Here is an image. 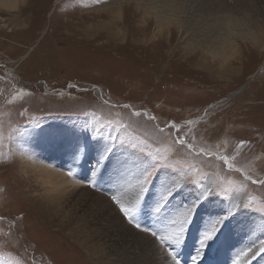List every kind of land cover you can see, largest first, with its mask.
Here are the masks:
<instances>
[{"label":"rangeland","instance_id":"374dc122","mask_svg":"<svg viewBox=\"0 0 264 264\" xmlns=\"http://www.w3.org/2000/svg\"><path fill=\"white\" fill-rule=\"evenodd\" d=\"M172 3L20 0L17 10L0 8V264L107 263L93 227L83 232L77 225L84 223L73 222L82 234L73 235L77 245L33 207V183L16 186L24 167L18 135L29 127H62L92 150L103 145L98 181L107 186L81 184L110 202L115 185L155 169L135 221L118 213L142 233L157 225V231L176 230L162 244L166 251L192 248L191 218L199 232L198 220L207 216L204 226L215 227L223 241L229 236L233 244L231 237L241 235L236 248L248 246L242 243L250 233L264 259V56L242 44L244 60L234 77L210 60V51L225 54L226 24L251 25L252 10L190 14L187 3ZM117 157L128 165L114 182ZM164 185L168 194L178 193L172 203ZM185 213L189 219L178 225Z\"/></svg>","mask_w":264,"mask_h":264},{"label":"bare ground","instance_id":"6f19581e","mask_svg":"<svg viewBox=\"0 0 264 264\" xmlns=\"http://www.w3.org/2000/svg\"><path fill=\"white\" fill-rule=\"evenodd\" d=\"M19 1L20 0H0V8L17 10ZM172 2L182 6H184V4L186 5L187 3V12H189L190 14L201 13L200 11H204V14L205 12H207L208 14V10L210 11V9L213 7L223 9L224 11V9L226 10V8L228 9L231 6H241L243 9H247V11H253L249 12L252 13V15H250L253 19L251 25L241 24V26H238L236 22V25L238 26L237 28L234 24H229L228 26L229 22L226 24L227 29H225V54H223L224 52L217 54L216 51H210V60L213 64L212 67H217L216 70L221 71V74L230 75V77H234L235 74H237L238 66L236 65H241L240 61L244 60V55L241 51L243 45H246V48H250L251 46L252 51L257 50L264 56V0H231L230 3H227L226 0H172ZM175 8L178 7L176 6ZM230 12L228 13L230 14ZM211 17L214 16L212 15ZM217 21L215 23H217ZM160 26H157L159 28V33L161 30ZM230 27L232 28L230 29ZM169 28L171 29V27ZM198 31L196 30V32ZM234 31H237V33H234ZM215 37L216 35L214 36V38ZM198 38H200V36ZM220 39L221 38H219L218 41H220ZM224 71L226 74L224 73ZM18 137L20 141H23L24 144L22 145V147L21 145H19L20 148L18 152L20 153L19 155H17V157L21 158V161L24 163V167L22 168V173L20 174L21 178H16V186H18V184L29 185L33 183L34 185H31L35 191V194L31 199L33 207L43 212L50 224H54L60 230H64V232H67L66 236H70L69 238L74 240V243L77 244L79 242V239H74L76 237H73V235H76V233H79L80 231H76L77 229L73 227L74 225H76V223L73 224V222H83L84 226H82V223H78L79 225H77V228L79 226L80 228H82L81 231L83 232H89L90 230L88 231V229L93 227V230H95L96 232V236L93 238L96 242L95 246L98 247V250L102 249L104 258L107 261V263L105 264H175L172 255L176 257V259L179 261V264H264L262 251L260 250V247L256 245V240L250 233H248L247 235L246 242L242 243H248V246L246 248H243L242 246L237 248L234 247V242L240 240L238 239V237H241L240 234L236 235V239L231 237V240H233V244L227 242L230 239L229 236L228 238H225V241H223V237H221V234L219 236L217 232H215L210 239L205 240V233L209 232L212 229V226L210 225L204 226L208 218H210H207V216H203L204 218L198 220V225L196 226L198 227L199 225H201V227H203L199 232H195L194 228L191 226L192 222H194L197 218H191V224L186 230V233L193 242L194 246L192 248L191 243H187L186 246L182 249L177 248L173 249V251L171 249L166 251L165 248L162 247V245L159 243V241H157L156 238L151 235V232H153L155 229H149V233L146 231L142 233L141 230H134V228L130 227L122 219L121 215L119 214L121 213L119 211V203L116 201L124 202L121 199L120 190V188H122V185L125 184L123 181H121L123 183L114 186L115 192L109 193L110 196L116 197V201L113 202H110V199L105 197L106 195H102L98 192L96 193L81 184L85 182H91L99 185V182L103 180L101 179L100 181H98L99 176L101 175L103 170V168L100 166L104 165L105 147L103 145H101L98 150H92V147L85 146V142H80V137L75 134L69 135L68 132L66 133L63 131L62 127H60V129H48V127L39 129L35 127H29L25 128L22 134L20 133ZM91 161L93 162L91 163ZM115 163L117 164L118 169H114L112 179L114 182H117L119 175L123 174L119 170L123 169L124 172L128 164L121 157H117V161ZM118 163L123 165H118ZM92 167L94 168V170L88 169ZM67 171L69 172L67 173ZM69 173H71V175ZM102 186L105 187L107 185L105 183L99 185L100 189L102 188ZM167 188L168 187L166 185L163 186V189H165V191L167 190ZM160 189L161 188H157L156 192H158ZM166 192H164V194H166L167 196L166 200H169L170 198H172L173 193L168 194V191ZM175 195L178 196V193H176ZM175 195L173 196L175 197ZM203 195L205 196L204 192ZM177 196L176 200L178 198ZM172 199H170L168 203H172ZM161 201L162 200L159 199L158 203L160 204ZM204 207H206V205H204ZM202 211L204 213V210ZM195 215L200 216L201 214ZM195 224H197V222L194 223V226ZM159 228L160 227H158L157 225V230ZM172 229L173 228L169 229V231H171ZM243 231L245 232V230ZM164 232L166 231H157L158 234H163ZM76 236L82 238V234L81 236L79 234ZM90 237H92L91 234ZM258 242L259 240H257V243ZM97 247L93 248H95L97 251ZM169 253H172V255H169Z\"/></svg>","mask_w":264,"mask_h":264},{"label":"snow or ice","instance_id":"6c2138e0","mask_svg":"<svg viewBox=\"0 0 264 264\" xmlns=\"http://www.w3.org/2000/svg\"><path fill=\"white\" fill-rule=\"evenodd\" d=\"M181 144L184 143L183 140L180 141ZM221 159L228 163L229 157L223 156ZM231 166V165H229ZM155 169L147 172L143 178L128 182L124 185H122L121 188V199L124 202L116 201V197H113V200L119 203V211L123 214V216L128 219L130 222L135 221V214L137 212L138 206L141 203V198L143 197L146 187L149 184L151 178L155 174ZM71 175V173H69ZM127 204V206H125ZM157 211H159V208H157ZM189 213L183 214L180 219L177 221V224H181V222H187ZM135 227L140 228L141 225L139 223L135 224ZM144 231L148 232L149 229L145 228ZM216 232V228L213 227L209 232L205 233L204 239L208 240L211 238V236ZM151 235L156 238L157 241L162 245L170 240H172L176 235V230L174 231H166L163 234H158L157 232H151ZM169 255H172V253H169ZM173 260L175 261V264H179V261L176 259L174 255H172Z\"/></svg>","mask_w":264,"mask_h":264}]
</instances>
